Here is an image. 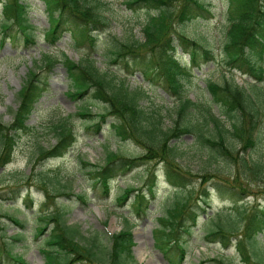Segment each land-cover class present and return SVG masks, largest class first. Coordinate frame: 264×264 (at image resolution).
<instances>
[{"label":"trees","instance_id":"trees-1","mask_svg":"<svg viewBox=\"0 0 264 264\" xmlns=\"http://www.w3.org/2000/svg\"><path fill=\"white\" fill-rule=\"evenodd\" d=\"M50 16V24L44 32L45 39L55 44L69 31L75 45L84 43L91 47L96 44V34L93 30L109 26V20L103 13L106 0H43ZM128 0L131 8L147 7L149 14L143 24L144 39L132 38L122 40L114 37L108 49V58L120 61L130 70L137 66L149 79L163 78V81L177 97L174 119L171 126L163 124V115L154 110H147L140 101L149 97L142 87L132 88L126 78L95 64L92 51L84 52L75 60L64 51L60 55L52 52H42L38 63L28 68L17 97L18 105L13 119L4 123L0 119V166L12 160L15 148L14 135L19 130L32 128L27 121L36 109V104L42 96L48 82V73L62 63L66 75L71 82L68 90L74 98H83L84 94L100 100L104 109L93 113L89 103L82 102L77 113L82 116H98L99 120L88 125V128L98 129L106 116L111 115L110 125L116 136L123 140L134 139L146 147L141 155H126L118 150L106 151L102 164L81 160L87 167L93 185H101L103 193L109 189L110 178L116 173H126L144 163L146 159H155L165 164L167 179L177 186H186L187 172L178 162L177 140L185 133L196 134L203 145H210L216 154L240 161L250 172L264 175V160H252L239 154L240 150L228 141V135L243 142L242 150L250 152L256 148L257 136L255 130L264 107V90L258 84L241 85L233 79L226 78L224 82L209 80L207 87L213 101L221 108L216 115L209 105L193 100L186 95L182 75L186 67L180 63L176 50L178 45L190 53L191 64L200 66L205 59L212 58V49L202 42V39L188 35L176 27L196 15L208 10L203 0ZM228 26L225 32L224 49L228 62L239 70H246L251 75L264 78V0H226ZM1 2V42L5 36L21 37L25 46L37 42L36 29L27 15L23 0H0ZM209 11V10H208ZM46 71V76L40 72ZM134 73V71H130ZM199 107L201 117H192L190 108ZM158 115H157V114ZM225 119L231 121L230 125ZM213 122L212 133H207L206 127ZM56 136V142L51 146L37 144L34 161L37 163L55 156L62 155L74 142L75 135L69 120V115L60 117L51 127ZM204 178L206 174L203 175ZM148 192L137 189L134 203L138 212L144 211L143 202L148 201L156 193V172L151 168L146 180ZM225 191L224 187H219ZM135 190L126 187L119 196L125 200ZM201 199L206 203L208 187L202 189ZM66 195L71 192L62 191ZM192 187L186 193L177 195L168 205L164 214L157 217L155 228L156 245L174 264H179L185 257L187 246L182 231L192 232L191 227L198 221L200 213L194 208ZM150 195V197H149ZM31 201L29 193L23 195ZM50 194L46 193V200ZM83 201L84 193H77ZM246 204V203H245ZM198 206V205H197ZM240 218L245 221L243 227L237 223L230 213L220 215L214 221V227L206 231L207 242L219 241L224 246H235L243 262L246 264H264L263 253L258 249L259 234L264 232V205L256 204L254 208L243 205L237 208ZM64 204L56 206L52 211L40 216L42 224L36 226L35 234H44L40 251L43 253L42 264H74L84 261L87 264H134L133 246L135 239L133 225L126 218V224L118 231L109 234L110 244L106 245L96 232L91 238H85L77 224L67 222ZM11 218L16 225L22 227L23 221L8 212L0 217ZM0 219V233L5 225ZM49 226V229H48ZM242 228V229H241ZM48 229L46 232L45 230ZM14 240H20L19 231L11 235ZM9 243V241H7ZM7 244L5 251L12 258L13 264H28L19 254L10 251ZM216 264H228L223 257H213ZM202 262V263H201ZM203 264L205 261H201ZM141 264V263H140Z\"/></svg>","mask_w":264,"mask_h":264},{"label":"rangeland","instance_id":"rangeland-1","mask_svg":"<svg viewBox=\"0 0 264 264\" xmlns=\"http://www.w3.org/2000/svg\"><path fill=\"white\" fill-rule=\"evenodd\" d=\"M26 4L27 15L36 29V44L25 46L21 37L5 36L0 38V119L9 123L13 119L18 105V90L26 77L28 68L38 63L41 53L50 51L60 55L61 51L71 58L78 59L84 52H91L97 66L108 68L110 71L126 78L132 88L142 87L149 97H144L140 103L147 110H154L162 114L163 124L171 126L174 119V110L177 97L169 89L163 78L149 79L140 67L134 66L128 70L120 61L108 58V49L118 37L122 40L139 38L144 39L143 24L149 14L147 7L131 8L128 0H106L103 13L109 20L108 27L93 30L96 34V44L92 47L87 44L75 45L69 31L55 44H49L44 32L50 23L43 0H23ZM206 8L203 13L176 27L190 36L202 39L210 47L212 58L203 60L200 66L192 65L190 53L178 45L177 56L186 72L182 75L186 95L193 100L209 105L216 115L221 113L220 106L213 101L207 87L209 80L224 82L226 78L250 86L259 83L264 90V79L255 78L246 70H238L228 62L224 49L225 32L228 26L227 1L203 0ZM177 6L179 0L174 1ZM1 23V5H0ZM1 29V27H0ZM1 37V35H0ZM264 64V60L262 61ZM134 71L131 75L130 71ZM46 71L40 72L46 76ZM47 86L36 104V109L28 119L30 129L19 130L15 133V148L12 160L0 166V215L11 213L23 221L20 227L7 216L0 217L5 225L0 233V264H13L12 258L7 255V241L10 251L19 253L28 264H42L44 261L40 246L44 234L36 235V226L42 224L40 216L52 211L56 206L64 204L67 209V222L77 224L81 234L87 239L96 232L101 241L109 245V234L120 230L129 217L133 226L136 244L133 247L134 264H174L156 245L155 228L158 225L157 217L164 214L177 195L186 193L194 187L192 196L194 208L200 216L192 232L182 231L187 252L179 264H216L213 257H223L228 264H246L235 246H224L221 242H207L204 238L206 231L214 227V221L220 215L231 214L236 218L240 227L245 221L240 218L237 208L243 205L254 208L256 204L264 205V175L250 172L242 166L240 161L215 153L210 145H203L198 141L196 134L185 133L177 140L178 162L187 172L186 186L175 187L166 176L164 162L155 159H146L139 166L126 173H116L110 179L109 189L103 193L101 185H93L86 173L87 167L81 160L102 164L106 158V151L118 150L126 155H141L146 147L134 139L123 140L116 136L110 123L111 115L106 116L101 126L88 128L87 126L98 121V116H82L77 113L82 102L89 103L92 112H100L104 104L93 98L89 92L83 98H74L68 92L70 84L66 70L62 63H58L52 72L48 73ZM192 117H201L199 107L190 108ZM156 113V114H157ZM157 114V115H158ZM69 115L73 127L75 140L63 155L47 158L39 163L34 161L37 144L46 147L56 142V136L51 130L52 124L60 117ZM227 125L231 121L225 119ZM213 122L206 127L207 133H212ZM255 135L256 148L250 152L242 150L243 142L232 135L228 141L239 149V154L254 160H264V107L257 123ZM156 172V193L147 202H143L144 211L138 212L134 197L137 189L143 188L148 192L146 180L150 170ZM204 174L206 177L204 178ZM135 187L125 200L119 196L126 187ZM208 187L206 203L201 199L202 189ZM219 187H224L221 192ZM70 191L66 195L62 191ZM50 197L46 199V193ZM29 193L31 201L23 195ZM77 193H85L83 201ZM150 197V195H149ZM246 203V204H245ZM198 205V206H197ZM49 229V226H48ZM46 229L45 232L48 230ZM242 229V228H241ZM21 234L20 240H14L11 235ZM258 249L264 258V232L259 234ZM202 263V262H201ZM74 264H87L77 261Z\"/></svg>","mask_w":264,"mask_h":264}]
</instances>
